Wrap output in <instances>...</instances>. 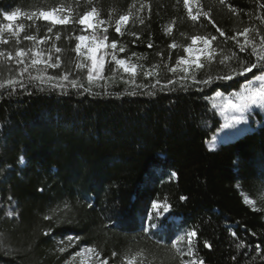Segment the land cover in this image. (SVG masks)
I'll return each mask as SVG.
<instances>
[{
  "label": "trees",
  "instance_id": "16d2710c",
  "mask_svg": "<svg viewBox=\"0 0 264 264\" xmlns=\"http://www.w3.org/2000/svg\"><path fill=\"white\" fill-rule=\"evenodd\" d=\"M17 9L8 22L4 13ZM93 9L97 33L116 48L89 81L88 53L76 45L92 33L79 20ZM49 11L68 23L38 17ZM261 36L264 0H0V65L12 73L0 78V264H67L81 245L108 264H264V117L251 115L250 130L210 150L222 127L215 92L234 94L245 81H193L239 71L236 56H264ZM197 37L208 54L183 66ZM153 201L169 212L148 219ZM69 236L73 248L60 252ZM177 236L185 240L173 247Z\"/></svg>",
  "mask_w": 264,
  "mask_h": 264
},
{
  "label": "snow or ice",
  "instance_id": "6c2138e0",
  "mask_svg": "<svg viewBox=\"0 0 264 264\" xmlns=\"http://www.w3.org/2000/svg\"><path fill=\"white\" fill-rule=\"evenodd\" d=\"M184 3H185V5H188L190 3V0H184ZM221 3H223V0H221ZM230 8H231V6H230ZM231 10L232 11H236L235 9H231ZM92 14H97L98 15V13H96V10L93 9L92 13H86L83 17H81L80 20H79V23L80 24H85L87 22V17L89 15H92ZM18 15H19V9H17L16 11H13L11 13H4L5 18L7 20H9V21L13 20V18L18 16ZM40 15L44 16L46 19L49 17V13H45V12H41ZM189 16L193 20L199 19L198 15L197 16H193L192 15L191 10H189ZM204 16L208 17L209 21L214 24V21H211V18L208 16V13H204ZM29 18H31V17H29ZM128 19H129V15H124V16L120 17L119 21H117V26L115 28V31L117 33H120V31H121L120 27H119L120 22H127ZM56 22L57 23H61V24L68 23L67 20H63V19L59 20V21H56ZM141 23H143V20H141ZM4 27L9 29V30L12 29V25L11 24L5 25ZM20 28L22 29L23 25H21ZM50 31H51V28H49V32ZM216 31L219 33L220 36H225L224 31L221 30L220 28L217 27ZM248 31L249 30L247 28H245L244 31L242 33H239L238 35L247 36ZM25 38L28 39V40H34L35 39L32 36H27ZM57 39H59V36H57ZM78 39L80 41H83L85 39V37L84 36H80V37H78ZM105 39H107L106 36H105ZM196 39H198V37ZM212 39H216V37H213ZM230 39L235 40L236 37L233 36ZM260 42H261V45L264 46V36L260 37ZM5 43H6V41H5ZM205 43H209V41L206 40ZM245 43H247V40L245 41ZM80 47H81V45L77 44L76 45V50L79 51ZM111 47L113 49L116 48V42L115 41H113ZM148 47L151 48L152 44H148ZM170 47H175V44L170 45ZM245 50H246L245 46L243 44L240 45V51L244 52ZM119 51L123 52L124 48L121 47L119 49ZM189 51H191V49H189ZM56 52H60V49L57 48ZM17 55L18 56H23L24 55V50L23 49H19L18 52H17ZM36 55L39 56V53H36ZM133 55H136V54L133 53ZM0 56H4V53L0 52ZM249 56H250V54H249ZM89 57L92 60V70L95 71L97 69V61H96V58L92 54L91 51L89 53ZM8 58L11 59V53L8 54ZM112 59L115 60L118 65L124 66V70L126 72H135V67L134 66L129 67L126 64L125 60H123V59L117 60L115 56H113ZM39 62H41V61L33 60L32 64L35 65V64H37ZM18 63H22V62L18 61ZM221 63H223V61H221ZM236 63L240 67L239 71L233 70L232 72L226 73V74H224L222 76H216L215 78L209 76L208 78L202 79L200 81H196L195 76H193V81H194V83H199V84H203L205 86H208V85L214 83V80H219V81H222L223 83L227 84L228 82L233 81L236 78H243L245 83L240 85L241 91L235 92L233 94L235 96V100H233L231 97L228 99V101L226 102L225 108L234 109V110L239 111L241 113H247L248 115H251V112H252L251 106L255 105V106L264 108V56L257 55L255 61L249 59L247 62H242L240 60L239 56H236ZM49 66L50 67H58V63L57 64H51ZM100 67L101 68L103 67L102 63L100 64ZM23 70H26V69H23ZM172 71H175V69H172ZM249 73H251L252 76H254L257 81L261 82V86L259 88H252L251 87L253 81H252V79L249 78V76H248ZM257 73H260V74L257 75ZM151 74H152L151 72H146L145 73V75H151ZM67 78H68L67 75H65L62 79L67 80ZM38 79H40L41 83H45L46 82L42 77H38ZM51 79H53V78L50 77L49 80H51ZM92 79H93V76H92L91 72H89L88 80L91 81ZM7 83L9 85H12L13 81L9 80ZM133 83H134V81H133ZM157 83H159V81H157ZM169 83H173V81L170 80ZM237 83H239L238 79H237ZM71 85H72V87H76L77 86V81H75V80L71 81ZM3 87H4V84L0 83V88H3ZM20 87H24V85L21 83ZM54 87H63V85L62 84H56V85H54ZM80 87H83V85H80ZM84 90L85 91H90V88H85ZM200 90L203 91V89H200ZM131 94L135 95L136 93L132 92ZM154 94H155L154 92H150L149 93V95H154ZM221 95L222 94L220 92H218V91L215 92V96L220 97ZM245 119H247V116H236V115H234V116L231 117L229 125H226V126L239 124ZM210 150H212V151L215 150V144H213V146H212V148ZM22 160H23V158L21 157V161ZM172 175H175V173H173ZM180 199L184 200V199H187V198L186 197H180ZM248 202L252 203V201H248ZM170 208H171V205L168 204L166 201L163 204H161L159 201H153L151 203V209L153 211L146 213V216H147L148 219L151 220V219H153L154 215H157L161 210L163 212L167 213V212H169ZM7 215L8 216H12L13 213L11 211H9L7 213ZM165 219H166V217H165ZM160 226L163 227V223H161ZM150 227H156V225L152 224V225H150ZM45 234H47V233H45ZM231 235L235 236L236 233L232 232ZM186 236H187V247H188L187 255L188 256H192L194 254V250H195V244H194V241H193V237L197 236V232L195 231V229H193V230L187 232ZM72 239L73 238L71 236L68 237L69 241H71ZM77 239H79V238L77 237ZM183 240H185V236H177L174 240H172L171 243H172L173 247H175L178 241H183ZM60 243H63V241H61ZM205 246L209 247V248L211 247V245L208 244L207 242H205ZM236 247L237 248L243 247V242L241 241L240 243H237ZM59 251L60 252H64L65 249L64 248H60ZM87 251L93 252V251H95V249L89 248V249H87ZM176 251L180 255H183V253L181 252V250L179 248H176ZM77 255H81V253H77ZM113 255H115V253H113ZM100 264H108V262H107V260H102L100 262ZM184 264H203V261L202 260H191V261L184 262Z\"/></svg>",
  "mask_w": 264,
  "mask_h": 264
},
{
  "label": "rangeland",
  "instance_id": "374dc122",
  "mask_svg": "<svg viewBox=\"0 0 264 264\" xmlns=\"http://www.w3.org/2000/svg\"><path fill=\"white\" fill-rule=\"evenodd\" d=\"M45 13H49V17L47 19L44 16H41L40 13L38 14V17H40L44 21H50L52 23H57L56 21L62 19L65 20V18L56 11H49ZM7 21L13 22L15 21V18H13V20L11 21ZM122 23L124 22H121V24ZM83 25L86 26L89 30H91L92 33L91 35H84L85 39L83 41L79 40V44L81 45L80 48L85 49L87 51L88 57L90 51L95 56L97 61V69L95 71L92 70V60L89 57L88 70L89 72H91L93 77L97 78L102 75L107 54L112 53V44H109L105 38L101 37L100 34L97 33V30L95 29V19L93 14L87 17V22ZM189 49H191V51H189ZM206 54H208V43H205V40L202 39H194L187 49L186 57L182 60V65L189 66L192 64H196L199 59L205 56ZM101 63L103 65L102 68L100 67ZM126 64L129 67L134 66L132 62L129 61H126ZM119 66L124 70V66ZM124 72L126 71L124 70ZM127 73L133 74L134 72ZM10 74L12 73L11 67L9 65H0V78L6 79L9 77ZM260 86V81H257L256 79L253 80V83L251 85L252 88H259ZM230 97H233L232 99L235 100V96L233 94L232 96L230 94H222L220 97L214 95L212 98V103L220 112V116L222 118V127L212 136V138L208 142V146L210 148H212L213 144H215L216 147L220 142L233 139L241 135L243 132L250 130L252 127L250 121L251 115L256 116L257 113H260L264 117V108L255 105L251 106V115H248L247 113H241L234 109L225 108L226 102ZM234 115L247 116V119L243 120L239 124L226 126L229 125L230 119ZM73 244V241H64L63 243H61V248L71 250L73 248ZM87 249H89V247L81 245L80 249L77 252L71 254L67 264H100V262L102 261L100 256L95 251L89 252L87 251ZM77 253H81V255H77ZM129 263L135 264L132 259L129 260Z\"/></svg>",
  "mask_w": 264,
  "mask_h": 264
},
{
  "label": "built area",
  "instance_id": "2783aa9c",
  "mask_svg": "<svg viewBox=\"0 0 264 264\" xmlns=\"http://www.w3.org/2000/svg\"><path fill=\"white\" fill-rule=\"evenodd\" d=\"M231 98H233V97H231Z\"/></svg>",
  "mask_w": 264,
  "mask_h": 264
}]
</instances>
